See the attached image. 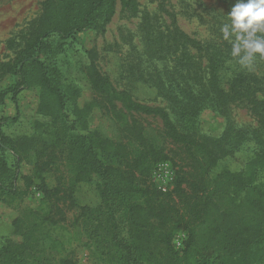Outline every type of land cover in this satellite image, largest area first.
Wrapping results in <instances>:
<instances>
[{"label": "trees", "instance_id": "trees-1", "mask_svg": "<svg viewBox=\"0 0 264 264\" xmlns=\"http://www.w3.org/2000/svg\"><path fill=\"white\" fill-rule=\"evenodd\" d=\"M120 1L125 6L135 2ZM117 2L43 0L23 48L3 63L0 84L8 74L19 80L4 90L0 85V105L8 92L16 99L21 86L37 87V111L51 118L52 140L9 138L6 144L17 164L5 158L0 146V202L17 211L12 225L20 237L0 245V264H78L80 245L103 264H264V138L245 166L232 170L219 163V152L230 150L227 145L191 134V125L205 109L222 111L232 104L253 110L264 126V60L257 56L251 70L242 67L219 26L212 28L211 41L196 42L195 53L190 42L197 40L186 35L180 72L170 78L151 76L166 101L160 105L117 89L96 65L95 49L82 48L90 60L83 68L86 79L106 102L159 118L168 141L187 151L190 161L185 165L191 169L182 171L173 190L162 192L146 180L151 160L162 150L143 144V150L134 152L129 142L92 129L88 118L94 101L79 107L75 86L67 93L48 74L55 71L50 37L70 38L87 28L104 31ZM172 113L187 127L178 125ZM48 149L50 159H44ZM22 163L31 165L32 172L24 173ZM61 163L67 173H59L51 185L48 173ZM81 182L96 185L99 204L78 201L75 191ZM33 188L43 199L36 208L26 207ZM73 209L77 212L70 218ZM182 229L187 234L178 249L174 239Z\"/></svg>", "mask_w": 264, "mask_h": 264}, {"label": "rangeland", "instance_id": "rangeland-1", "mask_svg": "<svg viewBox=\"0 0 264 264\" xmlns=\"http://www.w3.org/2000/svg\"><path fill=\"white\" fill-rule=\"evenodd\" d=\"M42 1L0 0V75L6 71L3 63L17 56L23 48L26 35L42 13ZM235 2L135 0L125 6L118 0L116 11L104 31L87 28L70 38L57 34L50 37L53 41L51 66L55 71L48 74L55 77L67 93L70 86H75L79 107L90 106L94 101L88 118L90 127L98 129L106 137L129 142L134 152L143 150L147 144L154 146L156 151L162 150L155 162L154 158L151 160V171L146 179L148 184L162 192L173 190L182 171L191 169L185 165L190 161L187 151L168 141L159 118L128 112L117 101L106 102L86 79L83 68L90 60L82 48L95 49L96 65L117 89L128 90L138 101L165 105L166 101L151 76L170 78L180 72L186 35L197 40L190 42L192 52H197L196 42L211 41L212 28L230 22L227 13ZM18 80L15 75L8 74L1 80V90L16 85ZM38 105V88L24 85L18 89L16 99L13 93L8 92L5 102L0 105V146L4 148L2 154L12 164H17L18 157L6 144L9 138L29 135L46 142L52 140L49 133L52 130L51 118L39 114ZM172 116L178 125L185 128L186 124L176 114L172 113ZM258 120L253 110L247 107L232 104L222 111L208 108L191 125V134L197 140L227 145L230 150L228 153L219 152V163L221 167L237 170L245 166L254 148L262 147L264 126ZM50 152L48 149L43 158L50 159ZM55 168L48 173L51 185H56L55 178L59 173H67L63 163ZM20 169L24 173L32 172V166L26 163H22ZM75 194L81 204L95 206L101 201L94 183H78ZM42 199L43 193L33 188L24 205L36 208ZM59 204L62 206L63 203ZM75 212L76 209L68 211V216L72 218ZM16 214V210L0 202V245L10 238L20 239L14 234L12 225ZM186 234L182 229L175 235L178 249L182 247ZM77 255L78 264H103L89 253L86 246L77 247Z\"/></svg>", "mask_w": 264, "mask_h": 264}, {"label": "clouds", "instance_id": "clouds-1", "mask_svg": "<svg viewBox=\"0 0 264 264\" xmlns=\"http://www.w3.org/2000/svg\"><path fill=\"white\" fill-rule=\"evenodd\" d=\"M227 17L222 37L232 44V57L251 70L257 56L264 60V0H236Z\"/></svg>", "mask_w": 264, "mask_h": 264}, {"label": "built area", "instance_id": "built-area-1", "mask_svg": "<svg viewBox=\"0 0 264 264\" xmlns=\"http://www.w3.org/2000/svg\"><path fill=\"white\" fill-rule=\"evenodd\" d=\"M164 190H166V188H163Z\"/></svg>", "mask_w": 264, "mask_h": 264}]
</instances>
